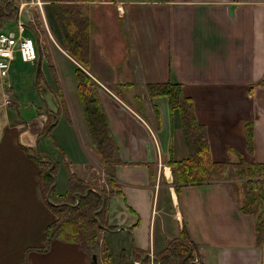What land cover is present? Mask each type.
<instances>
[{"label":"crops","instance_id":"0c3cea01","mask_svg":"<svg viewBox=\"0 0 264 264\" xmlns=\"http://www.w3.org/2000/svg\"><path fill=\"white\" fill-rule=\"evenodd\" d=\"M66 1L89 6L93 28L85 66L60 43L48 49L41 37L26 32L38 47L37 58L26 61L34 73L12 68L16 56L0 82V264H91L77 242L54 239L46 251H25L43 243L53 217L30 155L42 142L48 112H56L48 137L63 154L51 142L47 153L59 160V171H89L82 164L101 162L80 99L71 97L76 66L100 86L122 160L106 203L111 228L101 237L110 262L141 264L147 258V264H160L168 243L185 231L193 260L201 264H264V233L258 240L256 232L260 208L242 210L238 178L229 170L219 179L181 183L177 190L170 160L188 155L180 113L171 111L165 96L148 95L149 107L137 109V92L126 93L132 103L119 93L146 89L150 82H179L205 128L211 160L264 163V0ZM19 74L28 86L19 85Z\"/></svg>","mask_w":264,"mask_h":264},{"label":"trees","instance_id":"16d2710c","mask_svg":"<svg viewBox=\"0 0 264 264\" xmlns=\"http://www.w3.org/2000/svg\"><path fill=\"white\" fill-rule=\"evenodd\" d=\"M50 1L51 10L60 28L65 49L76 60L83 65L86 64L89 39L87 36L91 33V26L93 28L88 13L89 6L84 4L83 7H80L75 2H65V0ZM9 2L12 4L11 0ZM77 13H80V18ZM12 14L13 12L5 11V7L0 6V22L4 17H9ZM76 20L81 24L80 38L72 37L75 34L73 35L70 24ZM74 73L90 137L101 162L108 170L107 174L112 188L91 187L90 180H85L67 169L66 183L63 190L60 191L57 188L59 160L53 158L40 147H34V152L30 155L39 165L40 191L53 217L45 225L43 243L37 247L25 248L26 252L33 248L46 251L54 239H59L79 243L89 255L92 251L91 245L96 241V226L104 228L106 225L103 221L106 213V202L116 186L113 179L116 176L115 167L122 160L119 155V147L110 128L99 84L80 66L75 67ZM146 89L151 97L165 96L171 111L176 109L181 116L188 155L183 159L170 160L176 189L179 190L181 183L219 179L224 172L240 165L239 172L247 176L246 186L249 183L250 188L252 187L250 196L247 197L246 195L247 198L242 201L241 208L245 211L254 210V207L260 208L256 214V232L258 240H261L264 233V163L247 162L243 159H239L237 162L211 160L205 128L196 120L192 99L183 94L181 84L175 81L150 82L146 84ZM153 106L156 118H159V107L156 103ZM48 114L50 116L40 135L44 131L49 132L56 120V112H48ZM52 143L63 154L62 147L54 140ZM98 218L101 224L98 223ZM91 220L95 225L91 224ZM186 239L187 236L184 231L181 237L171 240L165 252L160 258H157L160 264H201L193 260L192 250L194 246ZM102 258L105 264H112L110 262L111 254L106 243H104ZM90 260L91 264H97L92 258ZM122 264L135 263L130 259H125ZM141 264H147V258Z\"/></svg>","mask_w":264,"mask_h":264},{"label":"rangeland","instance_id":"374dc122","mask_svg":"<svg viewBox=\"0 0 264 264\" xmlns=\"http://www.w3.org/2000/svg\"><path fill=\"white\" fill-rule=\"evenodd\" d=\"M4 1H5L4 2L5 3V5H4L5 11L13 12V14L10 15L9 17H4L2 19V26L5 30H7V31H11V30L16 31L17 30V24H16L17 13L16 12L20 11V13L18 14L19 18L22 19L23 22L26 21L28 23L27 24L25 22V32L24 33L28 32L32 36L41 37L43 39V44H44L45 48H48V49L49 48L50 49L51 48H53V49L58 48L59 43L63 47L65 46L63 39H62V36H61L60 28L57 27V25H58L57 21L55 22V18L53 17L54 15H52V13H51L49 3H45L43 0H14V1H12V4H10V2H9L10 0H4ZM77 15H79V18H80V16H81L80 13H77ZM1 16H4V14H1ZM28 25L30 27H28ZM70 28L72 29L73 35L75 34V36H72V37L80 38V30H82V29H81V24H79L78 20H76V22L73 21L70 24ZM16 56H19V55L16 54ZM13 67H15V69L21 73H23V70H25L24 74L29 72V71H32V73H34V71H35V69L32 70L33 66L30 65V62L22 61L21 58L15 60L13 62L12 68ZM29 67L31 70L29 69ZM24 74H19V76H20L19 77V85L20 86H28L29 85L28 84V78L26 76H24ZM74 76H75V74H74ZM71 78H72L73 83H74L71 97H74L75 100H77V102L79 103L80 97H79V93L77 90V81L74 80L72 75H71ZM75 84H76V87H75ZM103 92L107 94V90L103 89ZM130 92H137L136 94L138 95V98L137 97L134 98L135 102L133 101V103L131 102L130 96L126 94V93H130ZM119 93L122 94V97L127 102L132 103V105H134V107L136 106L137 109L139 108L140 105L143 106L144 108L149 107V103H150V99L148 96L149 94H148L147 90L144 88H139V89H138V87L131 88V89L121 88V89H119ZM45 95H48L47 92H45ZM36 96H40V98L41 97L43 98V95L41 93H38V92L36 93ZM68 97H70V96L68 95ZM10 100L11 99H9V97H8L7 103L11 102ZM61 102H63L62 98H61ZM155 117H156V112H155ZM48 135H49L48 132L44 131V133H42L40 135L42 138V142L37 141L39 147L43 146L42 148L44 150H46V152H50L52 150V147H51L52 141L50 140L51 138L48 137ZM58 138H59L60 142L62 143L63 142L62 136H58ZM29 139H31V142H33V144L36 143L35 136H32ZM46 140H48V141H46ZM62 145L65 146L64 144H62ZM50 148H51V150H49ZM56 150H57V152L60 151L57 148H56ZM77 157H78V155L73 156V158H77ZM93 163L91 165L82 164L83 166H87L89 168V171H87V170L85 171V170L81 169V167H77L75 169V171H76L75 173L77 175H80L81 177H85V178H83L85 180H90L91 187L92 186L97 187V188L105 187L106 189H111L112 185L110 184V181H109V177L107 174V171H108L107 168L104 166V164L99 162L97 159H96L95 163L94 164ZM95 164H96V166H95ZM239 166L236 165L233 169H230L229 173L231 174V176L233 178H235V177L238 178V180H235L236 181L235 184H236V187L241 192H243V201H244V200H246V198L248 196H250V190L252 187L250 188L249 183H247V186H246L245 181L247 179V176L243 175L239 172L240 171ZM66 173L67 172L65 170H62V171H59V173L57 175V180H58L57 188L60 191L63 190V187L66 183L65 179L62 178L63 175ZM239 177H242L243 180H240ZM114 188L116 189V186ZM247 190H249V191H247ZM246 195H247V197H246ZM108 200H109V198H108ZM95 214H97V213L95 212ZM103 221L106 224V225H104L105 226L104 228H100L98 225L96 226V236H95L96 241L93 243V245H91L92 251L89 253V257L91 256L90 258H92V255H95L94 259L93 258L92 259L97 264H105L103 261V258H102L105 241L103 239H101V237L103 234L102 231H104V229L107 230V229L111 228V225L105 219ZM98 223L101 224V221L99 218H98ZM91 224L95 225V223H93L92 220H91Z\"/></svg>","mask_w":264,"mask_h":264},{"label":"built area","instance_id":"2783aa9c","mask_svg":"<svg viewBox=\"0 0 264 264\" xmlns=\"http://www.w3.org/2000/svg\"><path fill=\"white\" fill-rule=\"evenodd\" d=\"M16 24V31L0 29V82L8 75L11 61L16 54L24 61H33L38 56L35 39L24 33V22L17 19ZM7 100L6 96L5 102H8ZM135 262L139 263L138 260Z\"/></svg>","mask_w":264,"mask_h":264},{"label":"water","instance_id":"95a60500","mask_svg":"<svg viewBox=\"0 0 264 264\" xmlns=\"http://www.w3.org/2000/svg\"><path fill=\"white\" fill-rule=\"evenodd\" d=\"M95 255H92V258L94 259Z\"/></svg>","mask_w":264,"mask_h":264}]
</instances>
